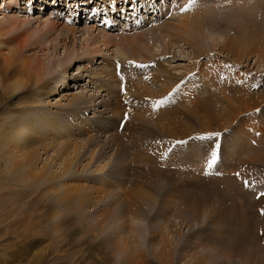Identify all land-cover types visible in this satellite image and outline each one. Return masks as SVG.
Returning <instances> with one entry per match:
<instances>
[{
  "label": "rangeland",
  "instance_id": "374dc122",
  "mask_svg": "<svg viewBox=\"0 0 264 264\" xmlns=\"http://www.w3.org/2000/svg\"><path fill=\"white\" fill-rule=\"evenodd\" d=\"M191 1L184 0L185 4ZM172 2L176 0H0V34H3L0 40L5 41L13 36H20L18 38L23 40L27 38L29 41L26 39L24 42L28 41L25 44L27 46L23 45L24 49L19 60L35 55L44 61L46 66L50 65L44 77V82H48L51 86H49V94L46 93V89H39L38 86L29 88V97L38 95L42 98L41 101L44 100L31 104V107L22 105L21 111H28L29 116L38 125L47 118L58 123L57 132L50 134V137H58L57 141H61L59 134L62 135V139H72V142L74 139L72 132L82 134L76 143L80 152L79 149L77 151L69 149L70 157L73 155L71 158L74 160V168L72 167L67 176L59 178L56 182H64L68 185V198H72L77 193L76 186L83 185L97 189L86 194L92 199L95 197L96 202L85 201L87 204L84 217L79 218L78 204L63 209L60 217H55L53 200L59 193L64 192V188H58L55 195L46 192L47 183L24 185L9 169V155H4L8 151L0 154V264H131L128 262L132 258L135 259L134 257L142 262L145 260V264H190L194 261V257L200 254L203 256L202 259L208 262L209 256L204 255L206 253H212L210 259L212 264H254L253 259L264 257V61L262 60L264 57L261 59L259 53H256L260 52L264 55L262 53L264 52V0L206 1L205 8L209 7V2L211 5L212 2H216L217 13L213 17L217 15L216 24L220 23L218 25L221 27L217 25L215 26L218 27L217 29L212 28L211 23L203 27V36L207 35V38L201 41L205 42L201 45L207 49V52L206 55H199L197 60L204 74L209 76L212 70L219 74L215 84L210 76L205 78V75H201L197 70H189L194 62L192 49L187 48V45L178 38L174 41L180 43L171 44L170 35L166 32L158 31L155 38L150 39L151 42L148 39L147 46L157 55L154 58L151 57V53L144 50L143 54L146 53L145 56L148 58L144 60L138 57L139 60H136L131 57L130 48L122 49L113 44L112 46L108 44L106 50L102 41L105 34L111 36H121L123 33L141 34L149 29L158 28L159 25L155 23L157 18H168L167 20L178 18L172 15V9L168 13L164 12V9L160 10L166 7L167 3L170 5ZM232 5L234 10H237L236 13L241 12L244 7H250L249 12L253 15L250 23H255L252 29L247 28L245 33L250 41L258 31L253 33L255 25L258 29L259 25H262L258 43L253 45L254 52L250 51L252 54L248 56L233 57V54L225 51L221 45L234 32L239 21H242L239 16L226 15L230 14V8L227 7ZM247 12L248 10L244 11L245 14ZM18 15L21 21L18 20L17 26L11 27L10 18ZM24 16H30V21H23ZM46 19L48 21H45ZM49 21L59 22L58 30L64 25L78 26L76 40L51 30ZM87 28L90 29V33L84 36L82 30ZM95 40L98 42L97 47L101 49L98 54L91 52ZM4 43L0 45L1 48L6 47ZM65 49H75L79 54V57L68 67L62 64L65 52L68 51ZM81 53L84 54L80 56ZM200 53L199 51L198 54ZM35 56L31 58L33 64L36 61ZM158 61L176 74L178 82L174 88L168 87L167 90L170 88L171 90L165 98H162L166 99L167 104L157 106L156 101L161 100L160 94L168 84L165 83L163 86L150 79L146 80L148 81L145 83L146 91L150 88L157 95H144L143 100L147 101V104L139 108L135 120L130 105L121 107L120 113L117 107L109 111L106 106L96 110L89 106L94 103L96 105L101 100L107 102L109 98L103 88V91L97 89L99 84L101 86L103 82L106 83L107 78L93 82L95 75L93 72L95 69L99 71L104 65L103 62L105 65L115 64L119 68L118 73L123 70L124 62H132L137 71L143 73L147 70L153 75ZM140 65L145 69L142 70L143 67ZM220 69L226 70L227 77H221ZM146 76L141 74L140 79L145 80ZM64 78L65 85L59 83L62 85L60 90L51 93L56 81ZM119 78L122 79V75ZM225 81L230 82V85L224 86ZM107 84L108 87L105 88L115 90L118 88L121 92L126 90L124 83L121 84L122 86ZM221 84L225 87V91L221 90ZM201 85L202 88L199 87ZM183 86L185 87L182 88ZM196 86L197 90H195ZM184 90L195 93L196 97L191 101L186 100L188 96ZM80 91L87 98L99 96V99L94 103L89 102L90 104H71L72 94ZM22 94L23 90H20L19 95ZM124 95L129 96L127 92H124ZM223 96L230 98L232 96L231 99H236L234 101L236 103L232 104L237 107L233 109L226 107L229 99L224 103L219 102L220 99L225 98ZM17 98L16 96L13 100ZM22 98H18V101L23 100L21 103L26 105V99ZM240 98H243V102L239 100ZM207 99L211 101V107L210 103L205 105L202 101ZM5 103L10 104L7 101L3 102ZM164 109L171 111L172 114L177 112L180 121L172 122L173 126L167 123L171 113L166 115L167 117H161L159 110ZM66 111L77 113L75 120L78 119L79 126L70 118H66ZM143 111L147 113L145 117ZM18 114L17 111L11 112L6 105L0 107V120ZM114 114L115 119H113ZM118 120L116 131L114 124ZM133 120L135 124L143 123V129H138V132L131 130L130 126L126 135L123 133L122 122H133ZM88 121V125L94 129L93 136L89 134L90 132L86 133L79 129ZM175 127L179 133L180 130L189 129L191 134L178 138L174 133H178ZM116 132L121 139H124L127 147H132V141L143 147L156 146L158 151L156 154L159 157L153 154L157 160H154V157L149 160V170L152 171L151 166H155L154 162H156L160 171L153 170L144 176H133L131 173L130 177L123 176V180H120L113 167L124 153L119 152V148L122 147H119L118 151L117 147H114ZM130 132L134 133L133 138ZM209 133L221 135L208 136ZM178 141L185 143L178 144ZM18 145L21 146L20 143ZM217 145H219L217 162L209 167L212 152ZM42 147L44 145L40 147L38 166L41 167L43 164L40 163H44L46 155L48 157L50 155L52 156L49 159L52 164L49 165L52 167L50 170L61 174L67 159L66 145L61 148L57 145L50 146L48 147L50 152L48 148ZM56 149L57 154L59 151L58 155L54 154ZM60 152L61 156H59ZM75 152L79 155L77 156ZM130 158L132 159V154ZM130 164L134 167L132 160ZM102 166L103 170L100 172L98 168ZM123 166H126V162ZM152 175L153 177H149ZM100 180H105L107 185L99 186L97 182ZM145 191L149 194H145ZM126 193H130L132 198H126ZM81 200L83 199L80 198L79 201ZM222 212L226 219L222 217ZM90 227L93 229L90 230ZM249 232L256 235L257 243L253 246L254 253L251 255L248 254V249L253 244L250 241L248 244ZM112 237L116 242L111 239ZM79 243L85 246V250L89 249L81 250L84 246L80 247ZM155 245L157 247H154ZM160 248L167 254L159 255ZM170 252L173 253V259ZM80 254L86 255L80 257ZM97 258L102 262L97 263ZM94 260L95 263H92Z\"/></svg>",
  "mask_w": 264,
  "mask_h": 264
},
{
  "label": "bare ground",
  "instance_id": "6f19581e",
  "mask_svg": "<svg viewBox=\"0 0 264 264\" xmlns=\"http://www.w3.org/2000/svg\"><path fill=\"white\" fill-rule=\"evenodd\" d=\"M206 1L207 0H192L191 2L185 4L186 2H184V0H176V2H172L170 5H169V3H167L166 7H164V8L162 7V8H160V10L164 9V12L168 13L172 9L173 10L172 15L178 16V18L175 19L173 17L174 19L171 18V19L167 20L168 18H157L156 17L157 19H156L155 23H157V25H159L158 28L149 29L148 31H144L141 34H135V33L134 34H131V33L127 34V33H123L121 36H118V35L111 36L110 34H107V35L105 34L102 37V41L104 42V45L106 46L105 47L106 50H107V47H108L107 45L108 44H110L111 46H112V44H113V46L117 45V46H119V48H122V49L130 48L131 57H133L136 60L138 59V57H142L145 60V59L148 58L147 56H145V54H146L145 52L146 51L151 53V57H153V58L157 57L156 53H154L155 51L151 52L150 51V47L147 46L148 39H149V42H151L150 39H152L153 37L155 38V36L157 35L158 31L166 32V33H168L170 35V39L169 40H170L171 44L173 43V44L176 45L177 43H180L177 40L174 41L175 38H178V40H181L185 45H187V48L192 49L191 51H192V53L194 55V57H193L194 58V62L190 66L189 70H197L201 75H205V78H208L210 76V78L212 79V81L215 84V82H217V80L219 79V76H218L219 74L216 71H213V70L211 71V75H209V76H208V74H204L203 70H201L202 66L198 65V60H197L199 55H201V54H205L206 55V52H207V49H204V46L201 45V43L205 44V42H201V41H205V38H207V35H206V37L203 36V33H202L203 27L204 26L206 27L207 24L211 23L210 26H212V28H216L215 26L220 24V23L216 24V22L218 20V19H216V18H218L217 15L215 17H213V15L217 13V12H215L216 11V8H215L216 2H212V5L209 2V4H208L209 7L205 8L204 5L206 4ZM228 4H229V2H228ZM230 4H231V2H230ZM52 5H54V4H52ZM233 7H234V5H232L231 7H227V8H230V14H226V15H232V16H236V17L239 16V18H242V21H239V23L236 25L237 28H234V32H232L228 36V39L224 40L223 44H221V45H222V48L225 51H228V52L232 53L233 57H236V56H248V55H250V53L252 54V52H250V51L254 52L253 45L255 43H258V40H259L258 37L260 35V29H261L262 25H259V29H258V26L255 25V29H253V33L255 31H257V30L258 31H257L256 35L253 37L254 39L252 41H250V39L247 38L246 34H245L247 28L249 29V27H250V30H251L253 25L255 24L254 22L250 23V19H252V16H253L249 12L250 7H248V6H247L248 8L244 7V9L241 12L239 11L238 13H236L237 10L235 11ZM224 8H225V6L223 7V9ZM245 10L246 11L248 10L249 13L247 12L245 14L244 13ZM211 12H212V14H210ZM158 13H160V12H158ZM243 13H244V15H243ZM160 17H162V16H160ZM30 19H31L30 16H24V18L22 20L23 21H28V20L30 21ZM256 19L257 18L255 17V20ZM18 20L21 21V17L19 15L16 16V17H11L10 20H9V24L11 25V27L17 26ZM238 20L239 19H237V21ZM45 21H48V19H46ZM109 22H111V21H109ZM21 23H20V25H21ZM58 23L59 22L49 21L51 30H53L55 32H58L59 35H65L66 38L72 37L73 40L75 41L76 40V33H77V27L78 26H76V25H71L70 26V24H69V25H66V26L65 25L62 26L61 29L58 30ZM155 23H154V25H156ZM210 26H207V27H210ZM218 27H221V26L218 25ZM9 31H10V29H9ZM206 31H207V29H206ZM10 32H8V33H10ZM24 32H26V31H24ZM82 32H83V35L85 36L87 33H90V29L89 28L83 29ZM138 32H140V31H138ZM2 35L3 34H0V36H2ZM115 36H118V37L116 38ZM18 37H20V36H18ZM18 37L13 36V37L7 38L5 41L0 40V45L3 42H5L4 44L6 45V47H3V48L0 47V99H1L0 107H3L4 105H6V106H8L10 108L11 112H15V111L19 112L18 115L9 116L7 118L4 117L3 119L0 120V154H3L4 152L8 151L4 155H9V161H10L9 169L12 171L13 175H16V177L18 178V181L23 183L24 185H37V184H45V183H47L46 192L47 193H52V194H55V195H57L58 188H61V187L64 188V192L59 193L57 195L56 199L53 200V204H52L53 206L52 207L55 208V211H54L55 217H58V216L60 217V213H61V211L63 209L68 208V207H72L73 205L75 206V205L78 204L77 205L78 207L77 206L76 207H77L79 215H80L79 218L81 219L82 217H84V215L86 213L85 212L86 210L84 211L85 205L87 203L96 202L95 201L96 200L95 197L92 199L91 196L87 197L86 194L88 193V191H91V190L97 191V189L96 188H92L90 186H83V185L76 186V192L77 193L74 194L72 198H68V196H69V194H68L69 192L67 191L69 189L68 185L66 183H64V182L58 183L56 181H58V179L63 177V176H67V173L71 172L70 169H72V167L74 168V166H73L74 160L71 158V157H73V155H71V157H70L69 149L71 151H77L79 149L78 148L79 145L78 144L76 145V143H77V140L79 138H81L80 135H82V134H77V133L72 132V130H70V132H72V135L74 136V139H75V140L73 139V142L71 141L72 140L71 138H70L71 140H69L68 138L62 139L63 137H61L62 136L61 134L58 135L59 136V140H61V141H57L58 137H50V134L52 132H57L56 130L58 129V127H57L58 123H56L54 121H51L49 118H47L46 120L41 121V123H39V125H38L34 121V119L29 116V114L27 113L28 111L27 112L23 111L24 113L21 111L22 105H24L26 107H28V106L31 107L32 106L31 104H35L36 102H39L42 99L38 95L37 96L36 95H32V97H29L28 96L29 95V88L38 86L39 89L40 88L46 89V91H47L46 93L49 94V88L51 86H50V84L48 82H44L45 74L49 71L48 68L50 69V67H49L50 65L46 66L44 61H41L35 55L34 56L36 58L35 59L36 61H34L35 62L34 64L31 63V58L34 57L33 55H32V57H30V56L29 57H24L23 60L21 59L22 61L19 60V58H21L19 56L21 55L22 50L24 49L23 45L28 43L29 40L27 38H25V37H24L25 40L19 39ZM26 39L28 41L26 43H24L26 41ZM162 40H164V39H162ZM37 43H35V44H37ZM93 45H95V46H93L91 52L93 54L100 53L101 49H99L97 47V45H98L97 40H95V43ZM25 46H27V45H25ZM178 46H179V44H178ZM65 50H68V49H65ZM144 50H146L144 52L145 54H143ZM108 51H109V48H108ZM199 51L201 52L200 54H198ZM35 53H36V51H34L33 54H35ZM256 53H259L258 54L259 58L262 59L264 57V55H261L260 52H256ZM262 53L264 54V52H262ZM83 54L84 53H81L80 56L83 55ZM160 54H162V53H160ZM77 57H79V54L77 53V51H75V49L74 50H68V51L65 52V58H64V62H62V64L66 65V67H68L71 63H73V61L75 59H77ZM262 60L264 61V59H262ZM103 64L104 65L99 69V71L95 69V71L93 72V74H95L93 76V78H94L93 82L94 81L99 82V81H102L105 78H107L106 79V83L103 82L101 84V86H100V84L97 86V89H99V91H101V89L103 88L104 91L107 93L106 96L109 97L107 102L101 100L99 103H97L95 105L94 102H95V100L99 99V96L97 98H94V96H92V97L88 96L89 98H87V96H85L83 94V92L80 91V92H78L76 94H72V97L70 99V103L71 104H75V103L76 104H84V103L91 102V103H94V104L93 105H89V106H91L93 110H96V108L99 109L101 106H106L109 111H113L115 109V107H117V110H118L119 113L121 111V107L126 106V105H130V108H132V111H134L135 116L133 117V119L135 120L136 114H138L139 108H141L142 105L147 104V101L143 100L144 97H145L144 95H147V94L149 96H151V95L152 96H156L157 95V93L152 92L153 90L152 89L150 90V88H149L148 91H146L147 88H146V84L145 83L148 82L146 80L152 79L153 81L159 82L163 86H164L165 83L168 84V85H166V88L164 89L163 93L160 94L161 100H162V98L166 97L165 95L171 90L172 87L174 88V86L178 85V82L176 80V74L172 73L171 71H169L164 66V64H162V62H160V61L156 62V68L154 69L155 72H154L153 75H151L149 73V71H147V70L144 71L143 73L137 71L136 69H134V63H132V62H129V63H125L124 62L123 63V65H124L123 66V70L121 72H119V73H118V70H117L118 67H116L115 64L113 66L111 65V63H109V64L107 63L105 65V63L103 62ZM115 67H116V69H115ZM143 69H145V68L143 67L142 70ZM135 70L137 71V73L135 72ZM65 72H67V68H65ZM116 72H117V75H116ZM141 74L147 75L145 80H144V78H143V80L140 79ZM121 75H122V79L123 80L119 78ZM220 75H221L222 78L223 77H227L226 76V70L220 69ZM131 77H134V79H131ZM136 78H137V80H136ZM65 82H66L65 78L62 79V80L60 79V81L57 80L56 83H55L56 86L54 87V90L51 93H56L57 91H59L60 88L62 87V85H65ZM59 83H62V85H59ZM107 83H110V85H112V84L121 85L122 83H124L123 85L125 86L126 90L121 92V90L118 89V88H117V90H115L114 88L113 89L105 88V87H108ZM224 84H225L224 86L227 87V86L230 85V82L227 83L225 81ZM170 86H171V88L169 90H167L168 87H170ZM224 86H223V84H221V90H223V91H225V87ZM184 87L185 86H183L182 88H184ZM199 87L202 88V85L199 86ZM196 88L198 89L197 86L195 87V90H197ZM103 89H102V91H103ZM20 90H23V94L22 95H19ZM42 91H44V90H42ZM124 92H127L129 96L126 97L124 95ZM184 93H186V95L188 96V98H186V100H188V101H191L192 99H194L196 97L195 93H189L187 90H184ZM42 94H40V96H42ZM16 96L18 98L24 97L26 99V105L24 103H21L23 100L21 102L18 101V98L16 100H13L14 97H16ZM208 97H210V96L208 95ZM223 98L224 99H220L219 102H223L224 103L226 100L229 99L227 101V103H226V107H228L229 109H233V108L237 107L235 104H232V103H236V102H234L236 99H231L232 96H231V98L229 96H223ZM217 99H219V97ZM242 99L243 98H240L239 100L242 101ZM4 101L10 102V104H8V105L6 103L3 104ZM202 101L205 103V105L210 103V107L212 106L211 105L212 104L211 101H209L208 99L206 101H204V100H202ZM165 104H167V103H164V105ZM161 105H163V104H161ZM195 106H194V108H195ZM94 112H96V111H94ZM159 113L161 114L160 115L161 117L162 116L167 117L166 115L171 113V115L169 116L170 118L168 119L169 122H167L169 124H171L172 122H177L178 120L180 121V119L178 118V115L176 114L177 112L175 114H172L171 111H167V110L164 109V110H159ZM65 114L67 116L66 118H70L71 121L74 124L79 126L78 119H77V121L75 120V117L77 115V113L75 114V111L73 113H71L70 111H66ZM146 114L147 113L145 111H143V116L144 117H145ZM113 119H115V114H114V118ZM130 120H132V119H130ZM134 120H133V122H131V121H129L127 123L126 122H122V127H124L123 133L126 134V132L129 131V127L130 126H131L130 127L131 130H134V131H138V129H141V130L143 129L142 127L144 126V124L143 123H138V122H136V124H135ZM88 124H89V121L85 122L84 124H82L80 126L81 128H79V129L81 131H85L86 133L90 132L89 134H91L93 136L94 129ZM124 124H125V126H123ZM164 124H166V123L164 122ZM175 124L177 125V123H175ZM118 125H119V120L116 121V123L114 124V127H116V131H117ZM171 125L173 126V124H171ZM87 126H90V127H87ZM165 126L168 127V125H165ZM170 127L171 126H169L168 128H170ZM184 127H187V126H184ZM187 128H189V127H187ZM175 129H176V127H175ZM181 129H183V128H181ZM209 129H211V128H209ZM178 131L179 130H177V132ZM174 133H175V135L176 134L178 135V138H179V136H181L183 138V137L189 136L191 134L189 132V129L182 130V131L180 130V133L179 132L178 133L174 132ZM141 134H143V133H141ZM131 135H132L131 137L133 138L134 137V133H131ZM87 136H88V134H87ZM90 137L91 136H89L88 139H90ZM114 138H115L114 147H117V151H118L119 147H122V148H119V152L124 153L118 159V163L115 164V166L113 167V170L115 171L117 177L120 178V180L121 179L123 180V176H127L128 175V177H130L131 173H132L133 176H136V175L137 176L138 175L144 176V175L148 174L151 171V170H149V160L154 157L153 154H155V156H157L156 153H158V151H157V148H155L156 146L154 147V146H151V145H146V147H143L141 145H138V143H135V141H132V147H127V145L123 141L124 139H121V137H119L117 132H116ZM46 141H48V142H46ZM94 142H96V141H94ZM18 143H20L21 146H19ZM147 143L148 142H146V144ZM86 144H87V142H86ZM90 144H92V143H90ZM43 145H44V147H42V148H44V149L48 148L50 146L53 147V146H56V145L61 148L62 146L66 145V148H67L68 152L66 150L65 156L67 155L66 156L67 159H66V162L63 164V167H62L63 172L61 174H58L55 171L50 170V168H52L51 166L49 167V165H52L49 162L50 161L49 160L50 157H52L50 155H49V157L46 155L44 163H40V164H43L41 167L38 166L39 157H40V154H39L40 152L39 151H40V147L43 146ZM80 148H81V146H80ZM159 149H160V147H159ZM48 151H49V148H48ZM56 151H57V149L55 150L54 154L56 153ZM95 151H96V149L94 150V152ZM61 152H60L59 156H61ZM79 152H80V149H79ZM72 153H74V152H72ZM75 153L77 155V152H75ZM58 154H59V151H58ZM131 154H132V159L130 158ZM230 154H231V152H230ZM232 155H234V154H232ZM157 157H159V156H157ZM155 159H156V157H154V160ZM51 160H52V158H51ZM131 160L134 163V167H132L131 166L132 164H130ZM0 161H1V159H0ZM123 161L126 162V166H123V163H124ZM154 163H155V166H151V169H152L151 172H153V170L159 172L160 171V167L156 164V162H154ZM105 167H106V165H105ZM139 169H141L140 172H139ZM98 170L101 172L103 170V166L101 168H98ZM131 170L133 172H131ZM149 177H153V175L149 176ZM97 183L99 184V186L107 185V184H105V183H107V182H105V180H100ZM134 193H135V191H134ZM136 194H137V198H138V193H136ZM145 194H149V193L146 192ZM128 197H131L130 193H126V198H128ZM145 197H146V195H145ZM80 198H82L83 200L79 201ZM150 198H151V196H150ZM129 200H131V199H129ZM140 200L142 201V199H140ZM85 201H87V203ZM141 201L138 200L139 204H141L140 203ZM147 201H146V204H148ZM129 202L131 203V201H129ZM144 202L145 201H143V203ZM136 203H137V201H136ZM142 210H139V211H142ZM222 217L226 219V216L224 215V213H223ZM95 221L97 223V220H95ZM98 223H100V221ZM99 225H101V224H99ZM247 225H248V228H249V223ZM91 226L93 227V225H91ZM85 227H86V225H85ZM96 228H97V226H96ZM92 229L93 228H91L90 230H92ZM87 230H88V228H87ZM80 231L82 232L83 230L81 229ZM136 234H134V235H136ZM247 236H248V239H247L248 244L250 242L253 244V245L250 244L252 247H250L248 249V254L251 255V254L254 253V249H253L254 247L253 246H255L257 244L255 242L256 235L251 233V232H249V233H247ZM111 239L113 240V237ZM242 239H243V237H242ZM163 240H165V239H163ZM90 242H91V240H90ZM114 242H116V241H114ZM153 243H152V245H153ZM79 244H80V247L84 246V245H81V243H79ZM90 244L91 243H89V246H90ZM107 245H109L108 242H107ZM114 246H115V244H114ZM96 247L98 248L99 246H96ZM154 247H157V246L155 245ZM84 248H85V246L83 247V249L81 248V250L87 251L89 249L88 246H87V248H88L87 250H85ZM91 248H93L92 244H91ZM112 248H113V246H112ZM152 249H155V248H152ZM156 250H157V248H156ZM156 250H154V252ZM99 251H100V249H99ZM92 252H93V250H92ZM136 253H137V251H136ZM86 254H88V253H86ZM86 254H82V255H86ZM166 254H167V252H166ZM166 254H165V252L163 253V249H161V254H159V255H166ZM169 254L172 257L171 259H173V253L170 252ZM211 254L210 253L209 254L208 253L204 254V255H208L209 256V261L208 262L205 259L203 260L202 259L203 256H201V254H200L199 256H197L199 258L194 257V261L192 263H190V264H210V262H211L210 259L212 257ZM82 255L80 254V257ZM129 255H131V253ZM200 256H201V258H200ZM134 258L135 259L128 258V259H130L129 260L130 262H128V263H131V264L132 263L133 264H145L144 262H146L145 260H143V262L138 260L137 257H134ZM91 259H93V257ZM97 260H98V262L96 261L97 263L102 262V261H99L98 258H97ZM101 260H102V258H101ZM103 260H105V259H103ZM165 261H167V260H165ZM92 263H95V260ZM253 263L254 264H264V257L263 258H259V259H253ZM103 264H106V263H103ZM147 264H149V263H147ZM211 264H212V262H211Z\"/></svg>",
  "mask_w": 264,
  "mask_h": 264
},
{
  "label": "snow or ice",
  "instance_id": "6c2138e0",
  "mask_svg": "<svg viewBox=\"0 0 264 264\" xmlns=\"http://www.w3.org/2000/svg\"><path fill=\"white\" fill-rule=\"evenodd\" d=\"M140 67H143V65H140ZM166 102V99H162V100H158L156 101V105L159 106L161 104H164ZM208 136H220L221 134L220 133H209L207 134ZM178 144H183L185 143V141H178L177 142ZM218 150H219V145L216 146V149L213 150L212 152V159L209 163V167H212V165L216 164L217 162V159H218Z\"/></svg>",
  "mask_w": 264,
  "mask_h": 264
}]
</instances>
